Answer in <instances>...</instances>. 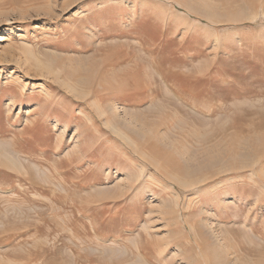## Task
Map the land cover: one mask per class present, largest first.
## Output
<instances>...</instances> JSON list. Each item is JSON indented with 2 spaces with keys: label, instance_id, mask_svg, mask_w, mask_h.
<instances>
[{
  "label": "rangeland",
  "instance_id": "1",
  "mask_svg": "<svg viewBox=\"0 0 264 264\" xmlns=\"http://www.w3.org/2000/svg\"><path fill=\"white\" fill-rule=\"evenodd\" d=\"M0 264H264V0H0Z\"/></svg>",
  "mask_w": 264,
  "mask_h": 264
},
{
  "label": "bare ground",
  "instance_id": "2",
  "mask_svg": "<svg viewBox=\"0 0 264 264\" xmlns=\"http://www.w3.org/2000/svg\"><path fill=\"white\" fill-rule=\"evenodd\" d=\"M3 38V37H2ZM124 137H125V135H124ZM126 138V137H125Z\"/></svg>",
  "mask_w": 264,
  "mask_h": 264
}]
</instances>
